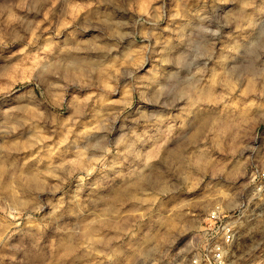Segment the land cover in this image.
Here are the masks:
<instances>
[{"label":"clouds","instance_id":"clouds-1","mask_svg":"<svg viewBox=\"0 0 264 264\" xmlns=\"http://www.w3.org/2000/svg\"><path fill=\"white\" fill-rule=\"evenodd\" d=\"M0 264H264V0H0Z\"/></svg>","mask_w":264,"mask_h":264}]
</instances>
